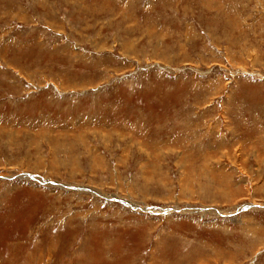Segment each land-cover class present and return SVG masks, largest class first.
<instances>
[{
    "label": "rangeland",
    "instance_id": "rangeland-1",
    "mask_svg": "<svg viewBox=\"0 0 264 264\" xmlns=\"http://www.w3.org/2000/svg\"><path fill=\"white\" fill-rule=\"evenodd\" d=\"M0 264H264V0H0Z\"/></svg>",
    "mask_w": 264,
    "mask_h": 264
}]
</instances>
